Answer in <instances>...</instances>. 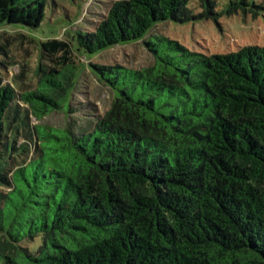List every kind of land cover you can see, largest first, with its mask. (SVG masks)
I'll list each match as a JSON object with an SVG mask.
<instances>
[{
	"label": "trees",
	"instance_id": "obj_1",
	"mask_svg": "<svg viewBox=\"0 0 264 264\" xmlns=\"http://www.w3.org/2000/svg\"><path fill=\"white\" fill-rule=\"evenodd\" d=\"M48 5L0 0V264H264V45L204 53L152 33L256 18L264 0H117L93 31L41 43L36 85L26 66L6 82L1 30L31 32ZM138 41L150 65L90 64L114 96L89 131L33 122L69 108L75 50Z\"/></svg>",
	"mask_w": 264,
	"mask_h": 264
},
{
	"label": "rangeland",
	"instance_id": "obj_2",
	"mask_svg": "<svg viewBox=\"0 0 264 264\" xmlns=\"http://www.w3.org/2000/svg\"><path fill=\"white\" fill-rule=\"evenodd\" d=\"M51 1L56 5L47 6L45 20L39 27L32 28L31 32L7 27L1 30L12 39L9 52L13 62L5 74L6 82L18 84L20 80L17 75L26 66V82L36 85V67L41 60L48 62L43 55L41 43L54 37L71 40L77 32L93 31L117 0ZM152 33L167 35L192 50L204 53L235 51L247 44L264 45V15L256 18L242 14L224 15L218 21L203 20L183 24L168 21L157 25ZM75 55L83 71L70 100L69 108L73 111L69 112V108L65 107L40 120L32 118L34 123L69 127L77 132L89 131L109 108L114 96L90 64H120L141 68L152 63V55L141 41L118 45L94 56H85L76 50Z\"/></svg>",
	"mask_w": 264,
	"mask_h": 264
}]
</instances>
